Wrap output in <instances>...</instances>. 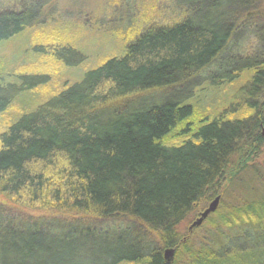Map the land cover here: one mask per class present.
<instances>
[{
    "label": "trees",
    "instance_id": "1",
    "mask_svg": "<svg viewBox=\"0 0 264 264\" xmlns=\"http://www.w3.org/2000/svg\"><path fill=\"white\" fill-rule=\"evenodd\" d=\"M0 3V45L49 16V0ZM175 3L180 20L128 27L122 51L0 132V264H264V187L211 212L208 241L180 231L263 146L264 56L242 53L260 0ZM258 29L264 41L262 21ZM44 35L27 47L35 59L85 61L65 36ZM5 58L0 116L16 96L4 94ZM49 74H21L20 91ZM244 74L245 111L194 101L209 80Z\"/></svg>",
    "mask_w": 264,
    "mask_h": 264
},
{
    "label": "rangeland",
    "instance_id": "2",
    "mask_svg": "<svg viewBox=\"0 0 264 264\" xmlns=\"http://www.w3.org/2000/svg\"><path fill=\"white\" fill-rule=\"evenodd\" d=\"M49 1L50 5L47 7L46 13L49 16L46 21L44 20L47 24L41 25L35 33L26 31L19 37L0 45V55L6 57L4 94L8 97L9 95H16L15 99L11 100L10 107L4 115L0 116V132L9 125L10 121L16 120L23 111L34 109L35 106L46 101L48 97L60 91L64 86L81 78L88 69L99 64L104 56L116 55L122 51L126 45L124 35L128 27L139 22L143 26L150 22H174L182 18L181 14H178V6L175 0ZM258 5L257 16L253 18V25H250L249 28L250 33L247 35L245 45L243 44L242 53L246 56L254 57L258 54L264 56V41L259 38L261 36L257 37L254 33L259 30L260 21L264 25V0H260ZM11 6L14 7L16 4ZM49 30H55L68 38L76 47H79L80 52L86 56L85 61L76 67L64 68L61 64L55 63L46 57L35 59L34 56H31V49L27 47L31 46L32 42H40V39L46 41L47 37L44 34ZM240 36L241 34L235 36L237 45H242V39H239ZM71 59H73V56ZM241 64V61L235 60L231 65L237 67ZM39 71L50 73L52 81L50 80L35 91L21 92L19 89L23 81L20 77L21 74H31V72ZM247 80L248 75L245 74L232 83L218 84L211 83L209 80L203 85L202 89L199 87L196 93L197 100L194 101L209 106L213 110L222 109L227 105H229V109H236L234 106L236 103L240 106H237L238 109L235 110V113L239 114L243 109L245 111V100L250 101L244 93L239 92L242 88L249 86ZM235 97L238 98L237 102L234 101ZM261 100L264 101L262 97ZM263 129L264 125L261 132ZM262 137L264 139V134H262ZM262 145L256 156V162L249 165L247 170L238 174L228 185L226 183L220 187L216 209L229 206L235 198L241 195L244 197L253 188L259 190L264 187V142ZM258 173L261 175H258ZM214 199H209L203 207L201 206L198 209L195 217L180 225V231L191 234L193 240H196L197 243L202 239L208 241L209 236L214 234L215 230L205 222L201 226L192 229H189V227ZM173 256L174 252L171 259H173Z\"/></svg>",
    "mask_w": 264,
    "mask_h": 264
},
{
    "label": "water",
    "instance_id": "3",
    "mask_svg": "<svg viewBox=\"0 0 264 264\" xmlns=\"http://www.w3.org/2000/svg\"><path fill=\"white\" fill-rule=\"evenodd\" d=\"M263 87H264V83H263ZM262 132H263L262 134H264V129H263ZM218 200H219V196H216L215 199H214V200L208 205V207L205 208V209L199 214L198 218L195 219V220L191 223L189 229H192L193 227L200 226V225L203 223V221L207 218V216H208L211 212L215 211L216 206H217V203H218ZM172 255H173V249H172V248H168V249H166V250L164 251V257H165L166 260L170 261Z\"/></svg>",
    "mask_w": 264,
    "mask_h": 264
}]
</instances>
